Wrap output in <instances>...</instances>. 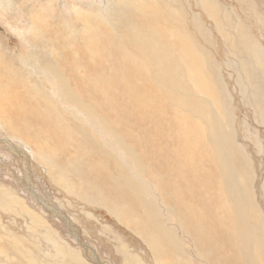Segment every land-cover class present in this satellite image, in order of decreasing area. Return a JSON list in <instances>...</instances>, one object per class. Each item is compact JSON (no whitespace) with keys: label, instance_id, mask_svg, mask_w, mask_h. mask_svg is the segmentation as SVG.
Wrapping results in <instances>:
<instances>
[{"label":"rangeland","instance_id":"obj_1","mask_svg":"<svg viewBox=\"0 0 264 264\" xmlns=\"http://www.w3.org/2000/svg\"><path fill=\"white\" fill-rule=\"evenodd\" d=\"M156 1L178 18L169 23L164 42L171 44L177 31H184L201 55L198 68L209 70L216 102L202 91L191 94L216 118V132L228 137L236 155L229 168L236 165V177H244L245 192L264 231V0H207L214 3L213 10L206 0ZM2 2L0 246L10 259L0 264H32L27 256L35 264H77L76 255L82 264H225V256L236 254L231 248L236 240L226 227L228 211L219 204L228 190L219 186L223 177L212 159L208 125L164 100L160 120L149 115V106L130 98L137 95L135 80L120 88H95L121 64L120 50L129 55L132 46L123 40L114 50L102 44L89 48L80 40L83 16L74 11L96 12L103 20L111 0ZM116 7L114 12L128 25L147 18L126 14L120 0ZM59 70L71 77L76 94L98 116L88 105L78 103L80 108L64 97L52 73ZM183 83L194 87L192 80ZM2 108L12 112V122L3 118ZM46 132L56 147L48 149L43 142ZM96 140V150H84L88 141ZM187 188L190 205L181 207L177 198ZM153 216L159 221L156 228L148 225ZM180 221L186 222V230ZM221 221L222 231L233 235L231 243H208L211 251H205L202 244L220 229ZM15 237L30 254L24 256L23 248L20 254L12 253L9 241ZM157 244L161 248L154 247Z\"/></svg>","mask_w":264,"mask_h":264},{"label":"bare ground","instance_id":"obj_2","mask_svg":"<svg viewBox=\"0 0 264 264\" xmlns=\"http://www.w3.org/2000/svg\"><path fill=\"white\" fill-rule=\"evenodd\" d=\"M2 1L3 0H1V2ZM4 1H6V0H4ZM118 1L119 0H111L109 12L106 13V16L103 20L96 18V17L100 18L99 15H96V12H91V13L84 12V11H82L81 8L74 11V13H76L80 16H83V18L81 20L82 21V28L80 30V33L83 34V36L80 40L84 41L88 45L89 48H93V46H95L96 44H97V46H101V44H102L103 48H105L107 50H110V49L114 50L115 47L117 46V44L119 45L120 42L124 43L123 40L129 41L131 43V46H132L130 49L129 55H128V53H125V51L120 50V52L118 53V54H120V57H119V55H117V58H118V60H121V64H120V62L118 63V67L114 69V71H113V73L109 79H106L105 81L99 80V82L101 84L97 82L95 85V88L98 89L101 87V85L104 88H106V85L109 88L110 87L120 88V87H124L123 83L125 81L135 80L137 83L134 85V90H136L137 95L132 96L130 98L135 100V102L139 103L142 106H146V107L149 106L150 108L147 111V112H149V115L152 116L153 114H156L157 118L159 119V117H161V116H159L158 111L161 108V101L164 100L170 105H175L176 107L179 106L178 108L183 107L187 111V113L194 114L195 117H199L200 119L202 118L205 121V123L208 125V134H209V139L211 140V143L209 146L212 148L211 151H213L212 152L213 153L212 159L219 166L221 175L223 177V180L219 182V186L220 187L222 186L225 191L228 190L227 191L228 194L224 191V194L226 193V195H223V198L221 199L219 204H221L222 205L221 207L225 208L228 211L229 221H228L226 227H227V229L229 228L228 233L231 234L232 231H234V236L233 235L227 236L222 231L223 230V223L221 221L219 223V225L217 226V227H220V229L219 230H213L212 234H210V237L207 239L205 244H202V243H200V244H202V247L205 248V251H211V247H210L211 243L214 245H217V244H220L221 241L224 243L230 241L229 242V244H230L231 243V237L233 236L232 240H236V243H234V245H232L231 248H234V250L236 251V254H231L230 258L225 256V261H224L225 264H242V263L243 264H264V240L262 239V238H264V231L258 227L259 226L258 220L255 218V216H256L255 210L253 209V205H252L251 201L249 200L248 194L245 192L244 180H243L244 177H241L242 175H239V179L236 177L237 176V166L236 165H233V168L231 170L229 168V162L230 161L234 162L236 160V155L229 147L230 142H229L228 137L220 135L219 133L216 132L218 129V123H217L216 118L212 114H210L209 109L207 108L206 105H204L201 101L197 102L196 101L197 99H195L191 94L194 92L196 93L198 91H202L203 93H206L207 95H209L211 97L210 101L216 102V92H215V90H213V86H212V82H211L212 77L210 76V74L208 72L209 70L206 71L207 68H204V67L198 68L199 67L198 64L200 62H202V60L200 57L201 55L199 56L196 52L195 45L193 43L194 40H192V38H191L192 36L189 37V36L185 35L186 33H184V31H182V30L179 32L177 31V33H176L177 37L173 41L174 43L173 42L171 44L165 43L164 42V36H165V33L168 32L167 29L169 28V23L173 22V19L178 20V18L176 17L177 16L176 13L173 14L170 11V9L165 8L166 6H164L162 2H157L156 0H120L121 6H125L127 9L126 14H129V15L135 16V17H137L138 15L147 16V18H141V19L136 20L135 22H131L129 24L130 29L128 31L126 29V26L129 27V25L126 24L125 20L121 21L119 19L121 17V13L114 12V10L117 9L116 6H118ZM206 2L209 4V9L213 10L214 7L211 4H214V3L213 2L209 3L207 0H206ZM204 4H205V2H204ZM33 16H35V15H33ZM43 23H44V21H43ZM135 24H138V25H135ZM174 26H176V25H174ZM42 29L44 32L49 31L46 27H42ZM32 30H33V27H32ZM111 33H112V36H110ZM68 43H70V42H68ZM68 49H69V47H68ZM175 50L180 51V53L178 51L177 52L179 54H181L183 58L178 53H176ZM99 51H101V50H99ZM61 52H62V50H61ZM97 53H98V51H97ZM157 60H161L162 63L164 62L166 64V66L164 63H163L164 66L159 65L158 64L159 61H157ZM183 64H184L185 68H182ZM201 64L203 66V63H201ZM153 65H155L156 67ZM60 72L61 71L59 70V72H57V73L59 74ZM52 73H54L53 74L54 77H56L58 79L59 84H60L59 87H60L61 93L64 94V97L67 100L77 104L80 108H81V106L79 104L88 105V104H86V101H84L83 98H80V96L78 94H76L75 89H73V87L71 86V82L69 81L71 77L69 79H67L65 77V75H63L62 73H60L59 75L56 74V72H52ZM185 78L188 79V81L192 80L194 83L193 84L194 87H190L188 85L186 86V84L183 83V80ZM74 83H77V82L75 81ZM74 87H75V85H74ZM97 89H94L95 93H99V91ZM97 96H98V94H97ZM94 101L96 102V100H94ZM34 104H36V103H34ZM38 105H36V107ZM216 105H218V104H216ZM88 106L98 116V112H96L94 107L91 105H88ZM99 107H100V105H99ZM100 109H102V108H100ZM33 110H35V109H33ZM39 110L40 109H38V111ZM28 111H30V110H28ZM1 113H2L3 118L7 119V121L9 123L13 121L12 112L9 109L2 108ZM109 121H110V119H109ZM106 123H107V121H106ZM162 125L163 124H161V126ZM70 130H72V129H70ZM27 131H29V130H27ZM206 131H207V128H206ZM118 135L119 134H116L115 138L118 139V141H119ZM83 136H85V135H83ZM87 137H89V136H87ZM42 139H43V142L48 147V149L52 148V147H56L57 143L56 144L54 143V139H53L51 133L46 132L42 136ZM96 141H88V148L84 147V150L89 149V148L96 150L99 147V143H98V141L97 142ZM119 142H121V141H119ZM83 143H85V142H83ZM60 145H61V143H60ZM58 149H60V147H58ZM82 154H80V157ZM89 154H90V152H89ZM44 158H45V156H44ZM52 159H54V158H52ZM58 159H60V158H58ZM78 159H81V158H78ZM106 159H108V158H106ZM53 161L55 163V160H53ZM79 161H81V160H79ZM108 161H109V159H108ZM48 164L51 165L52 162L50 161V163L48 162ZM138 166L142 169L140 162H138ZM87 167H89V166H87ZM93 168H95V167H93ZM92 169H91V171H92ZM95 174H93V175H95ZM91 176H92V174H91ZM95 176L97 177L98 175H95ZM82 178H84V176H82ZM92 179H94V177H92ZM96 180H100V179L96 178ZM96 182H98V181H96ZM227 185H228V189H227ZM126 189L128 191H131L130 185L127 186ZM0 190H2V189H0ZM2 191H4V190H2ZM1 194H3V192H0V199L2 196ZM191 197L192 196L190 194V188H187L185 191L181 192L180 196L177 198V203L181 207H188L190 205ZM14 200H16V199H14ZM16 201H17L16 206H19L20 202L18 200H16ZM211 203L213 204V202H211ZM191 204L194 205L195 200H192ZM171 209H172V207H171ZM205 211H209V210L205 209ZM29 214H31V213H29ZM176 215L180 219V216L177 213H176ZM192 216H193V220L195 223L199 222L198 216L194 212H193ZM31 217L33 219L36 216L35 215L33 216L31 214ZM158 217H159V214H158ZM230 219H231V221H230ZM158 223H159V221L155 220L154 216H153L152 218H150L148 225H150V226L152 225V226H154L153 228H156L158 226L157 225ZM180 223L183 226V228H185V230H186V222L180 221ZM198 239H199V237H197V240ZM9 243L11 244V249L13 251L12 253L13 254L14 253L20 254L19 251L23 247L20 248L19 242L16 239V237L14 239L11 238V241H9ZM154 243H155L154 240H151V244H154ZM208 243H210V244H208ZM154 247L161 248L160 244H157ZM22 250H25V252H22L24 256H27L28 254H30V251H28L27 249L23 248ZM159 251L160 252H158V253H161V254L163 253L162 250L159 249ZM6 253L7 252H5L4 249L0 246V263L4 262L5 260L8 261L10 259V256L7 255ZM14 257H15V255H14ZM27 257L29 258V260L32 264H35V261L32 259L31 256H27ZM215 257L216 256L213 255V258H215ZM72 258L74 259L73 255H72ZM74 262L77 264H82V260L80 259V257H78V255L75 256ZM96 264H98V263H96ZM164 264H168V263H164ZM171 264H173V263H171Z\"/></svg>","mask_w":264,"mask_h":264}]
</instances>
